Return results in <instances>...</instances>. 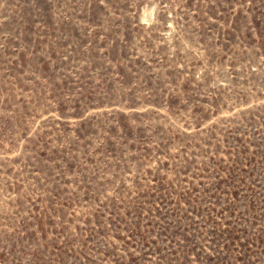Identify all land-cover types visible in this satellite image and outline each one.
I'll return each mask as SVG.
<instances>
[{
  "label": "rangeland",
  "instance_id": "obj_1",
  "mask_svg": "<svg viewBox=\"0 0 264 264\" xmlns=\"http://www.w3.org/2000/svg\"><path fill=\"white\" fill-rule=\"evenodd\" d=\"M0 264H264V0H0Z\"/></svg>",
  "mask_w": 264,
  "mask_h": 264
}]
</instances>
